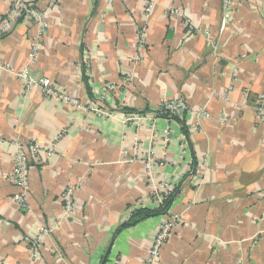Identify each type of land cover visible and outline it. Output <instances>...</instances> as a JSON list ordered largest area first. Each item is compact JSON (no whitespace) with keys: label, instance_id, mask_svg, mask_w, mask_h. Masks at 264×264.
<instances>
[{"label":"crops","instance_id":"obj_1","mask_svg":"<svg viewBox=\"0 0 264 264\" xmlns=\"http://www.w3.org/2000/svg\"><path fill=\"white\" fill-rule=\"evenodd\" d=\"M12 1L0 0V30ZM39 6L47 33L32 75L112 115L24 92L4 67L28 66L35 28L24 19L0 31V264H264V122L252 101L264 92V0H238L225 28L223 0H155L148 14L144 0ZM177 96L189 106L182 121L150 118L162 97ZM200 108L208 116L199 120ZM133 113L145 118L125 122ZM61 130L52 153L30 154L29 208L20 209L12 142L42 148ZM148 148L160 159L154 180L180 176L179 186L167 209L126 225L134 210L156 206L147 201ZM202 158L198 184L188 170ZM70 185L75 210L65 215ZM173 215L181 221L151 263L147 251Z\"/></svg>","mask_w":264,"mask_h":264},{"label":"built area","instance_id":"obj_2","mask_svg":"<svg viewBox=\"0 0 264 264\" xmlns=\"http://www.w3.org/2000/svg\"><path fill=\"white\" fill-rule=\"evenodd\" d=\"M155 0H144L145 14H148L153 6ZM238 0H223L224 12L222 15L221 28H225L228 23L230 13L235 7ZM49 4L51 0H13L10 5V10L3 21L1 26V32H8L14 24L20 22L21 20H29L35 28V32L32 33L29 40V48L27 53V63L28 66L23 67L19 70H13L5 66L4 68L13 72L14 75L21 81V85L24 92H30L33 90L40 91L43 96L50 99H55L59 102L74 106L76 108L84 109L90 111L98 116H111L112 112L101 107V105L83 104L77 97L69 94L68 92L59 89L49 77L46 76H33L29 66L36 62L39 52V46L41 39L47 33V23L45 22V17L47 11L41 8L40 4ZM142 30H139V39L142 42ZM1 67V66H0ZM3 68V66H2ZM248 92V89H245ZM253 108L258 114V119L264 122V92L258 93L253 97ZM189 110L187 101L182 96H177L175 98L162 97L153 110V114L150 118L156 116H163L168 120L182 121L184 114ZM197 118L200 120L202 117H207L208 112L204 108L198 109L196 112ZM145 118L144 114L133 113L128 114L124 118L125 122H137L139 124L140 120ZM198 123L196 120L195 125ZM201 130V129H200ZM64 133L61 130L53 139L46 144L44 147H40L36 142H31L29 144L13 141L15 147V152L12 154L13 168L10 173V179L16 188V191L12 195V201L22 210H27L29 208V203L26 197L28 190V159L30 154L36 155L39 150L43 149L47 155L53 152L55 142ZM163 141L165 143L169 140V129L165 128L162 131ZM133 151L138 154L140 149V142L138 137H134ZM144 169L149 185V192L147 196V201L153 204L161 205L163 201L178 189L180 176L174 178H168L167 180L156 181L153 178V165L155 163H160L152 148H148L143 153ZM207 169V162L205 158H202L198 162V166L189 168V172H195L196 180L200 184L203 180L204 174ZM76 185L68 186L61 195V200L63 202V210L65 215H70L75 210L74 205V190ZM181 221L178 215H173L169 220L161 222L158 231L153 239L152 246L147 251V259L152 263L159 254L162 245L167 240L173 226ZM116 263V262H115Z\"/></svg>","mask_w":264,"mask_h":264},{"label":"trees","instance_id":"obj_3","mask_svg":"<svg viewBox=\"0 0 264 264\" xmlns=\"http://www.w3.org/2000/svg\"><path fill=\"white\" fill-rule=\"evenodd\" d=\"M139 114H142V113H139ZM176 191L177 190H175V192ZM175 192H173L172 194L167 196V198L163 201V203L161 205H157V206L152 207V208H150V207H141L139 209L134 210L131 213V217L127 221L126 225H133V224L137 223L138 221H140L141 219H144V218L149 217V216L156 215L157 213L161 212L162 209H167L168 206L171 203L172 197H173Z\"/></svg>","mask_w":264,"mask_h":264}]
</instances>
